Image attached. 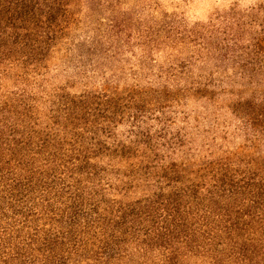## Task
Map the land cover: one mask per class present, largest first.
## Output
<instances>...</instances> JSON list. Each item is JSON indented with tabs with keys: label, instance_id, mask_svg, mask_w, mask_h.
<instances>
[{
	"label": "rangeland",
	"instance_id": "1",
	"mask_svg": "<svg viewBox=\"0 0 264 264\" xmlns=\"http://www.w3.org/2000/svg\"><path fill=\"white\" fill-rule=\"evenodd\" d=\"M69 11L42 62L0 75V105L67 148L107 151L92 163L108 199L170 192L213 163L264 165V0H70ZM119 240L70 264H169L164 247ZM180 251V264H217Z\"/></svg>",
	"mask_w": 264,
	"mask_h": 264
},
{
	"label": "trees",
	"instance_id": "2",
	"mask_svg": "<svg viewBox=\"0 0 264 264\" xmlns=\"http://www.w3.org/2000/svg\"><path fill=\"white\" fill-rule=\"evenodd\" d=\"M69 7L0 0V75L42 62L65 32ZM64 142L0 105V264H70L91 243L105 249L129 235L164 247L169 264H180L181 249L217 264H264V165L213 163L201 180L126 204L96 188L92 161L107 151Z\"/></svg>",
	"mask_w": 264,
	"mask_h": 264
}]
</instances>
